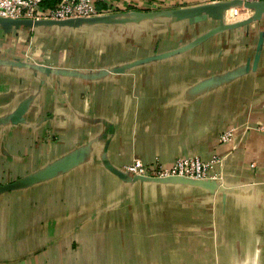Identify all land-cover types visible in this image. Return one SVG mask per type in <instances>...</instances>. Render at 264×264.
<instances>
[{"label":"crops","instance_id":"0c3cea01","mask_svg":"<svg viewBox=\"0 0 264 264\" xmlns=\"http://www.w3.org/2000/svg\"><path fill=\"white\" fill-rule=\"evenodd\" d=\"M212 1L0 24V264H264V16L179 12ZM214 154L208 184L118 173Z\"/></svg>","mask_w":264,"mask_h":264},{"label":"built area","instance_id":"2783aa9c","mask_svg":"<svg viewBox=\"0 0 264 264\" xmlns=\"http://www.w3.org/2000/svg\"><path fill=\"white\" fill-rule=\"evenodd\" d=\"M47 0H0V17L13 19L36 20H65L70 18H88L98 15L96 0H56L50 8H44ZM235 0H213V3ZM242 5H234L225 12L227 22H237L249 18L253 10L246 8V2H259L263 0H240ZM236 19L229 21V13ZM259 129L264 133V125ZM232 130H226L220 135V141L226 142L232 138ZM221 164V158L214 154L205 160L199 156L178 157L171 164H163L160 161L146 163L140 158L133 159L125 165L124 170L133 178L138 179H168L183 177L196 180H216L219 178L217 167Z\"/></svg>","mask_w":264,"mask_h":264},{"label":"water","instance_id":"95a60500","mask_svg":"<svg viewBox=\"0 0 264 264\" xmlns=\"http://www.w3.org/2000/svg\"><path fill=\"white\" fill-rule=\"evenodd\" d=\"M243 2L240 0H235V1H226V2H217V3H209L206 5H201L198 7H192V8H185L181 9L179 12L180 14H198V13H215V15L223 17L224 13L226 10L231 8L234 5H242ZM246 8H249L253 10V15L245 20L237 21L231 24H228V26H240V25H245L249 24L253 21H257L262 19L264 16V0L259 1V2H246L244 4ZM99 18L98 16H93V17H88V18H70V19H65V20H32V19H13V18H7V17H0V24L1 26L9 31L13 27H20L22 25L29 26V27H34L42 24H48V25H69V26H79L83 22L91 20V19H96ZM121 175H127L129 178H133L126 172H119ZM177 178H183V177H174V178H168V179H140V180H154V181H167L171 179H177ZM133 179H138V178H133ZM189 179V178H187ZM139 180V179H138ZM204 184L208 183H213L214 180H199ZM24 182L19 181L16 183V185H22ZM12 185H5L0 187V191H6L10 189Z\"/></svg>","mask_w":264,"mask_h":264},{"label":"rangeland","instance_id":"374dc122","mask_svg":"<svg viewBox=\"0 0 264 264\" xmlns=\"http://www.w3.org/2000/svg\"><path fill=\"white\" fill-rule=\"evenodd\" d=\"M229 14H230V12H229ZM252 15H253V14H252ZM252 15H251V16H252ZM251 16H250V17H251ZM228 17H229V18H232V17H234V15L231 13L230 15H228ZM223 18H224V20H225V13H224V15H223ZM245 19H246V18H245ZM245 19H244V20H245ZM225 22H226V23H231V22H227L226 20H225Z\"/></svg>","mask_w":264,"mask_h":264},{"label":"bare ground","instance_id":"6f19581e","mask_svg":"<svg viewBox=\"0 0 264 264\" xmlns=\"http://www.w3.org/2000/svg\"><path fill=\"white\" fill-rule=\"evenodd\" d=\"M228 13H229V12H228ZM229 15H230V14H229ZM227 19H228L229 21H233V20L236 19V16H234V17H232V18L227 17Z\"/></svg>","mask_w":264,"mask_h":264},{"label":"trees","instance_id":"16d2710c","mask_svg":"<svg viewBox=\"0 0 264 264\" xmlns=\"http://www.w3.org/2000/svg\"><path fill=\"white\" fill-rule=\"evenodd\" d=\"M54 1V3L56 2V0H53Z\"/></svg>","mask_w":264,"mask_h":264}]
</instances>
